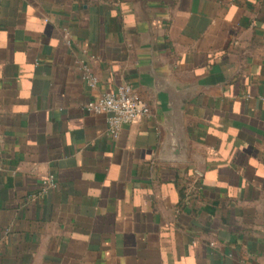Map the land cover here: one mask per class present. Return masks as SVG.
<instances>
[{
  "label": "crops",
  "instance_id": "0c3cea01",
  "mask_svg": "<svg viewBox=\"0 0 264 264\" xmlns=\"http://www.w3.org/2000/svg\"><path fill=\"white\" fill-rule=\"evenodd\" d=\"M0 264H264V0H0Z\"/></svg>",
  "mask_w": 264,
  "mask_h": 264
},
{
  "label": "built area",
  "instance_id": "2783aa9c",
  "mask_svg": "<svg viewBox=\"0 0 264 264\" xmlns=\"http://www.w3.org/2000/svg\"><path fill=\"white\" fill-rule=\"evenodd\" d=\"M83 79L90 88L99 83L98 76L85 63L79 60ZM85 108L96 114L107 115V131L112 138H118L123 126L134 122L142 116H149L151 108L146 99L137 92L130 83L119 85L115 90L101 94L89 101ZM58 187L55 174H49L42 179L41 193L47 194Z\"/></svg>",
  "mask_w": 264,
  "mask_h": 264
}]
</instances>
